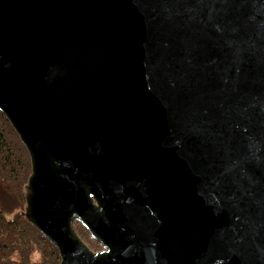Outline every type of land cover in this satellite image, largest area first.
<instances>
[{"label": "water", "instance_id": "obj_1", "mask_svg": "<svg viewBox=\"0 0 264 264\" xmlns=\"http://www.w3.org/2000/svg\"><path fill=\"white\" fill-rule=\"evenodd\" d=\"M0 111L59 264H264V0H0Z\"/></svg>", "mask_w": 264, "mask_h": 264}, {"label": "trees", "instance_id": "obj_2", "mask_svg": "<svg viewBox=\"0 0 264 264\" xmlns=\"http://www.w3.org/2000/svg\"><path fill=\"white\" fill-rule=\"evenodd\" d=\"M31 171L28 151L17 132L0 111V264H59L56 247L22 215L24 186ZM77 235L94 251L102 249L88 230L75 222ZM40 254L41 261L31 262L32 252ZM19 260L12 259L13 254Z\"/></svg>", "mask_w": 264, "mask_h": 264}, {"label": "rangeland", "instance_id": "obj_3", "mask_svg": "<svg viewBox=\"0 0 264 264\" xmlns=\"http://www.w3.org/2000/svg\"><path fill=\"white\" fill-rule=\"evenodd\" d=\"M11 258L15 259V260H19V255L17 253L13 254L11 256ZM30 259H31V262H39V261H41L39 252H37V251L32 252V254L30 256Z\"/></svg>", "mask_w": 264, "mask_h": 264}]
</instances>
